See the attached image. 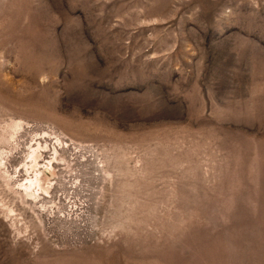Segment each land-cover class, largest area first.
Listing matches in <instances>:
<instances>
[{"label": "rangeland", "instance_id": "1", "mask_svg": "<svg viewBox=\"0 0 264 264\" xmlns=\"http://www.w3.org/2000/svg\"><path fill=\"white\" fill-rule=\"evenodd\" d=\"M0 264H264V0H0Z\"/></svg>", "mask_w": 264, "mask_h": 264}]
</instances>
